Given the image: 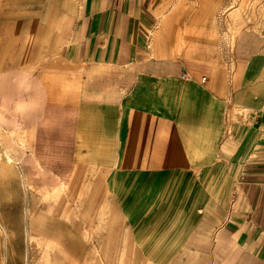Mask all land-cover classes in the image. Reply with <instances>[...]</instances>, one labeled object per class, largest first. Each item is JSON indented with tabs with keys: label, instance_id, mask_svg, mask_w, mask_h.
Wrapping results in <instances>:
<instances>
[{
	"label": "crops",
	"instance_id": "0c3cea01",
	"mask_svg": "<svg viewBox=\"0 0 264 264\" xmlns=\"http://www.w3.org/2000/svg\"><path fill=\"white\" fill-rule=\"evenodd\" d=\"M171 1L0 0L25 2L0 24V135L31 183L81 176L167 224V264H264V0L228 29Z\"/></svg>",
	"mask_w": 264,
	"mask_h": 264
},
{
	"label": "rangeland",
	"instance_id": "374dc122",
	"mask_svg": "<svg viewBox=\"0 0 264 264\" xmlns=\"http://www.w3.org/2000/svg\"><path fill=\"white\" fill-rule=\"evenodd\" d=\"M200 1L183 2L187 7L196 8ZM259 1L207 2L212 4L209 11L214 13L216 27L228 29L237 14L245 15L248 12L250 17H255L260 11ZM171 2L174 7L184 6L181 5L182 0ZM11 4H5L3 8H8L5 10L7 13H10L9 8H12L13 14L0 11V24L7 23L16 28L22 19L20 13L24 9L21 7L25 2H22L23 5ZM66 4L69 6L70 2L64 4L62 1V6ZM9 34L16 37L20 35L16 32H5L3 38L8 39ZM227 34L229 31H220L217 37L227 40ZM23 47L25 48V45ZM15 50L22 52V48ZM222 50L226 52L228 46L225 44ZM3 51L10 52L11 48H1L0 52ZM0 143L13 156L11 159L15 161L21 177L24 178L18 159L22 150L21 142L13 135L4 133L0 135ZM2 156L4 152H0V157ZM82 183L88 184V181L79 176L59 187L43 186L44 189H41L42 186L38 185V191L25 177L23 186L17 191L16 199L7 209V220L14 228L13 247L18 250V254L12 257L11 264H167L170 258L168 252L171 249V232L166 231L167 224L135 223L139 218H135L133 212L119 210L112 193H103L100 191V185L86 187L81 185ZM89 184L93 185L95 182L90 179ZM85 187H93L94 190L82 191ZM3 208L5 207L0 203V209ZM34 208L39 214H32ZM34 221H40L42 229L34 230Z\"/></svg>",
	"mask_w": 264,
	"mask_h": 264
},
{
	"label": "bare ground",
	"instance_id": "6f19581e",
	"mask_svg": "<svg viewBox=\"0 0 264 264\" xmlns=\"http://www.w3.org/2000/svg\"><path fill=\"white\" fill-rule=\"evenodd\" d=\"M27 179V178H26ZM28 180V179H27ZM25 182L21 177V172L11 158L0 159V203L3 209H0V264H11L12 257L18 254V250L14 249L13 235L14 228L9 224L7 217L10 204L16 199L19 187H22ZM35 190H38V185L31 183ZM32 214L37 215L38 210L32 209ZM34 230L42 229L40 221H34L32 224Z\"/></svg>",
	"mask_w": 264,
	"mask_h": 264
},
{
	"label": "built area",
	"instance_id": "2783aa9c",
	"mask_svg": "<svg viewBox=\"0 0 264 264\" xmlns=\"http://www.w3.org/2000/svg\"><path fill=\"white\" fill-rule=\"evenodd\" d=\"M183 76H185V74H183Z\"/></svg>",
	"mask_w": 264,
	"mask_h": 264
}]
</instances>
